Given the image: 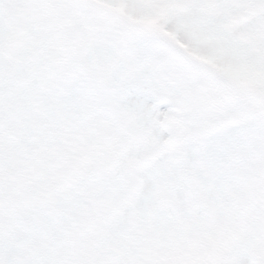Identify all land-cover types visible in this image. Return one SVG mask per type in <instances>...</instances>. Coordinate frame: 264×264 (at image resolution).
I'll list each match as a JSON object with an SVG mask.
<instances>
[{
    "label": "snow or ice",
    "instance_id": "6c2138e0",
    "mask_svg": "<svg viewBox=\"0 0 264 264\" xmlns=\"http://www.w3.org/2000/svg\"><path fill=\"white\" fill-rule=\"evenodd\" d=\"M0 264H264V0H0Z\"/></svg>",
    "mask_w": 264,
    "mask_h": 264
}]
</instances>
